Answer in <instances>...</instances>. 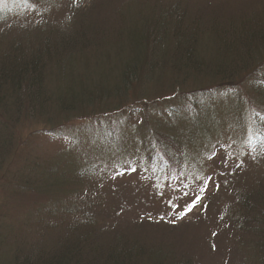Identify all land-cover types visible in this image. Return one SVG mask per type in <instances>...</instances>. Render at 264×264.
Here are the masks:
<instances>
[{
    "label": "rangeland",
    "instance_id": "obj_1",
    "mask_svg": "<svg viewBox=\"0 0 264 264\" xmlns=\"http://www.w3.org/2000/svg\"><path fill=\"white\" fill-rule=\"evenodd\" d=\"M171 2L183 4L189 12L200 10L199 17L205 20L202 23L205 26L210 24L212 17L228 19L237 16L239 11L261 15L263 18L260 23L264 25V0H0V45L1 40L7 42L18 36L25 42L32 43L48 29L52 30L51 25L46 26L45 23L51 21L61 26L72 15L76 17L71 20L72 32L79 29L81 33L96 39L99 34L95 31L99 29H120L127 32L138 26L139 30H145L151 20L158 21L159 17L160 20L169 18L170 21L167 19L165 25L172 26L174 23L170 12L164 13L170 11L167 6ZM85 5L88 6L81 11ZM152 30L153 28L148 31ZM59 32L65 33L63 30ZM112 33L109 35L116 39ZM201 37L200 50L204 56L211 54L214 50V37L208 34ZM171 38L169 41L173 40ZM115 43L122 46L126 40L117 38ZM104 53L112 54L106 51ZM107 69L101 66V70L95 73L99 74ZM158 75L160 80L157 82L142 83L132 92H135L137 98L131 96L127 99L129 101L126 106L135 107L132 104L135 99L148 97L153 101V104H149V116L142 112L139 105L140 111L132 115L127 125L115 136L114 127L107 126L101 136L97 135V128L100 118H103L100 122L107 123L105 116L113 107L119 106L118 100L111 102L109 108L101 104L95 109L79 111V115L81 113L84 117L78 121L74 118L67 124V131H72L73 135L63 139L49 138V134L57 129L61 120L58 112H55L53 118V111L48 112L46 117L35 116L30 112L25 115L27 117H22L13 124L7 121L11 130L8 133L12 136L7 139H16L18 143L20 141L19 150L23 155V163L17 156L12 162V168L17 169L20 164L23 166L26 160L30 165V161L35 159L39 162L38 169L32 172L33 175L36 172L35 178H40L42 174L50 178L47 170L61 166V176L56 177L59 179L63 177V170L66 169L64 175L74 172L77 164L85 167L91 162L109 167L112 165L110 161L134 154V150L130 148L135 146L131 143L135 138V133L132 132L149 125L150 131L145 132L147 152L152 147L165 145L158 141L155 133L152 135V131L173 139L169 144L172 147L170 157L167 156L172 162L175 161L174 164L170 162L172 172L164 170L158 161L152 159L150 153L140 151L139 155L145 159L138 158L144 164L139 165L135 175L127 173L113 177L108 183L109 187L101 188L98 196H93L94 210L98 209L99 212V209H104L107 213L101 212L98 217L95 214L98 223L104 227L112 224L113 230L109 227V232L125 235L129 241H137L138 244L160 252L159 257H168L169 261L178 259L185 262L194 259L197 264H256L253 249L248 248L251 242L239 232L241 227H237L236 222L231 220L232 213L227 210V206L232 205L235 197L233 191L236 188L241 194L249 193L248 190H264V148L261 152L259 150L264 146V137L257 136L260 131L264 132V76L259 74V77H246L230 88H217L218 91L212 93L205 108V102L195 99L197 97L193 92L199 90L201 85L190 82L183 88L175 87L171 72L163 70ZM48 83L52 86L51 81ZM187 99H191L188 101L197 108L194 114L185 112L188 109ZM94 112L105 114L100 117ZM245 131H248L252 145L245 143ZM112 138H119L123 142L121 145L127 147V150L130 148V151L122 154L117 150L108 156L101 148L96 147L95 153L91 151L90 148L95 145L104 147ZM255 141L256 144H262L257 146L253 143ZM253 146L258 147V150L249 149ZM158 153L161 154L162 151ZM60 161H70L71 164L63 165ZM114 164L116 165L111 167L125 165L124 162ZM130 164L136 163L131 161ZM32 166L34 165L31 164ZM6 167L0 171V226L11 233L16 230L19 232L22 230L20 225L25 209L22 198L7 193L3 188L9 180V176L4 174ZM153 174L161 175L160 183L152 180ZM169 174L172 181L165 183L170 180ZM80 180H85V175L80 176ZM61 184L63 191L58 196L61 203L66 202L72 208L83 206L91 209V196L87 195L91 189L87 183L85 188L81 184H68L67 180ZM100 196L103 199L101 203L104 201L106 204L103 209L101 206L104 203L100 205ZM235 211L236 208L232 212ZM230 222L233 227L228 225ZM107 237L114 239L111 234Z\"/></svg>",
    "mask_w": 264,
    "mask_h": 264
},
{
    "label": "trees",
    "instance_id": "obj_2",
    "mask_svg": "<svg viewBox=\"0 0 264 264\" xmlns=\"http://www.w3.org/2000/svg\"><path fill=\"white\" fill-rule=\"evenodd\" d=\"M87 6L80 10H85ZM93 6L94 4L91 7ZM167 7H170V11L164 13L170 12L174 23L172 26L165 25L169 18L160 20V17L158 21L151 20L152 25L149 24L145 30H139L135 26L134 30L123 32L120 29L112 31L113 29L104 30L96 26L99 29L95 31L99 34L96 39L81 33L79 29L73 33L70 24H73L71 20L76 17L72 15L74 19L71 17L61 26L51 21L45 23L46 26L51 25L52 30L48 29L32 43L25 42L19 36L7 42L1 40L0 171L7 166L4 174L9 176V180L3 188L7 193L22 198L25 212L21 219V231L11 233L0 226V264H197L194 259L185 262L178 259L169 261L165 256L163 259L159 257L158 251L138 244L137 241H129L125 235L109 232V227L113 230L112 224L101 226L97 218L101 212L107 214L103 211L106 204L104 201V204L101 203L102 196L99 200L100 205L103 204V210H94L93 196H98L101 188L109 187L111 178L137 173L139 165L144 164L139 158L145 159L139 155L140 151L144 154L150 153L152 159L158 161L164 170L172 172V161L168 157L172 148L169 144L173 139H167L164 134L152 131V135L155 133L158 141L165 145L152 147L147 152L145 132H149L150 128L149 125L141 127L132 132L135 133V138L131 143L135 146L130 148L134 150V154L110 161L112 165L109 167L94 165L87 159L88 167L77 164L74 172L64 175L66 169L63 170V177L59 179L56 177L61 176V166L47 170L50 178L46 174L35 178L36 172L35 175L32 172L38 169L39 163L35 159L30 161V165L26 160L23 166L20 164L17 169L12 168L15 158L18 156L21 159L23 156L19 150L21 142L7 139L12 137L8 133L11 130L7 121L13 124L22 117H27L25 115L30 112L35 116L46 117L51 111L52 118L58 112L61 120L57 129L50 131L49 138L52 140L72 136V131H67L66 127L74 118L78 121L84 117L81 113L79 115V111L95 109L101 104L109 108L111 102L118 100L119 106L113 107L115 110L112 109L105 116L107 123L100 122L103 119L100 118L97 128V135L101 136L107 126L114 127L115 136L127 125L131 116L140 111L139 105L142 112L149 116V104H153V101L147 99L148 97L135 99L132 104L136 109L126 106L129 101L127 99L131 96L137 98L135 92H132L142 83L160 80L158 74L163 70L172 73L175 87L183 88L190 82L201 85L199 90L193 92L197 97L195 99L205 102V108L212 93L218 91L217 88H230L246 77H259V74L264 76V25L260 23L263 18L261 15L239 11L237 16L228 19L212 17L210 24L205 26L202 24L205 20L199 17L200 10L189 12L179 2H171ZM171 27L173 28L170 29ZM151 28L153 30L148 31ZM62 30L65 33L59 32ZM70 32L72 34L66 36ZM109 33L120 40H126V43L119 46L115 43L117 38H111ZM206 34L214 37L215 42H212L213 52L204 56L200 50L199 39ZM170 37L173 40L169 41ZM105 51L112 54H105ZM101 66L109 69L96 74L95 71L101 70ZM92 74L98 78H94ZM186 104L188 109L185 112L194 114L197 110L195 104L191 101ZM103 114L105 113L95 115L101 117ZM245 132V143L252 145L248 131ZM259 135L264 137V132L260 131L257 136ZM121 143L123 142L119 138H112L104 147L95 145L90 149L95 153L96 147L101 148L107 156L117 150L122 154L129 152L130 148L127 150ZM255 146L249 149L257 151L258 147ZM263 148L264 146L259 148L260 152ZM160 151L161 154L158 153ZM131 161L137 165L130 164ZM122 162L125 163L122 167H111L116 165L114 163ZM31 164L34 166L31 167ZM70 164V161L63 163L67 166ZM141 170L142 168L139 171ZM83 175L85 180H80ZM160 177L161 175L153 174L152 180L160 183ZM169 179L165 183H171L170 174ZM66 180L68 184H81L82 188L87 183L91 189L87 195L91 196L89 206L92 210L83 206L72 208L66 202L61 203L58 196L63 191L61 183ZM248 191L249 193L241 194L237 188L234 189L235 197L227 210L232 213L231 220L236 222L235 225L241 227L239 232L251 242L248 248L253 249L256 264H264V190ZM235 208L236 211L232 212ZM228 225L233 227L232 222ZM110 234L114 239L107 237Z\"/></svg>",
    "mask_w": 264,
    "mask_h": 264
}]
</instances>
